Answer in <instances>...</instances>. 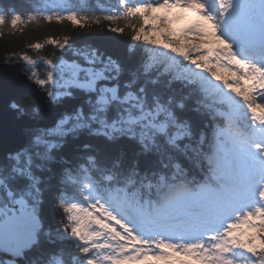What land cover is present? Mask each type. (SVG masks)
I'll list each match as a JSON object with an SVG mask.
<instances>
[{
	"label": "snow or ice",
	"instance_id": "6c2138e0",
	"mask_svg": "<svg viewBox=\"0 0 264 264\" xmlns=\"http://www.w3.org/2000/svg\"><path fill=\"white\" fill-rule=\"evenodd\" d=\"M114 7L0 0V38L102 34L0 57V264H264L238 166L264 162V0Z\"/></svg>",
	"mask_w": 264,
	"mask_h": 264
},
{
	"label": "trees",
	"instance_id": "16d2710c",
	"mask_svg": "<svg viewBox=\"0 0 264 264\" xmlns=\"http://www.w3.org/2000/svg\"><path fill=\"white\" fill-rule=\"evenodd\" d=\"M26 3H22V0H4L5 4H16L22 11H32L38 9L42 11L44 5L49 3V0H24ZM77 2L91 3L93 6L100 7H112L115 10L116 0H77ZM130 6V4H129ZM121 26H125V21L122 19L118 22ZM7 32V29L5 30ZM126 31L128 29L126 28ZM101 33L93 30L80 29L77 26H71L70 22H64L60 24L56 21L49 23L48 21H42L40 23H34L27 26V30L23 35L17 32L15 35H6L4 38H0V57L6 54H11L16 51L19 54L27 52L37 60L39 67L36 71L43 72L46 69V64L41 63V59L46 60L55 50V46H47L43 50L29 49V43L44 42L47 39H62L67 36L70 42L75 43L77 46H83L85 43L94 42ZM59 55V51L56 52ZM3 61L0 60V63Z\"/></svg>",
	"mask_w": 264,
	"mask_h": 264
},
{
	"label": "rangeland",
	"instance_id": "374dc122",
	"mask_svg": "<svg viewBox=\"0 0 264 264\" xmlns=\"http://www.w3.org/2000/svg\"><path fill=\"white\" fill-rule=\"evenodd\" d=\"M131 3H135V0H129L130 5ZM238 166L244 174L241 183L246 193L241 207H252L257 203L258 196H264V162L248 157L240 159Z\"/></svg>",
	"mask_w": 264,
	"mask_h": 264
},
{
	"label": "water",
	"instance_id": "95a60500",
	"mask_svg": "<svg viewBox=\"0 0 264 264\" xmlns=\"http://www.w3.org/2000/svg\"><path fill=\"white\" fill-rule=\"evenodd\" d=\"M0 71H14V72H20V67L19 66H9L5 69H0Z\"/></svg>",
	"mask_w": 264,
	"mask_h": 264
}]
</instances>
